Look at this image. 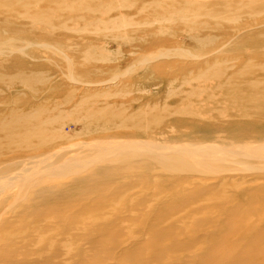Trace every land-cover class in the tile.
Wrapping results in <instances>:
<instances>
[{"label": "bare ground", "instance_id": "6f19581e", "mask_svg": "<svg viewBox=\"0 0 264 264\" xmlns=\"http://www.w3.org/2000/svg\"><path fill=\"white\" fill-rule=\"evenodd\" d=\"M93 1L69 3L64 0L65 10L72 12L75 6L95 11L100 9L101 6L96 9L93 8L95 5L91 6ZM6 2L12 4L11 7L22 6L26 10L31 7L28 0ZM140 2L117 0V8L129 10ZM150 4L153 1L149 0L145 6ZM114 5L113 2L106 5L104 11L112 10ZM256 6L249 3V7ZM256 9H259V15L264 14L261 3ZM10 10L14 11L13 8ZM187 10L179 8L154 22L166 24L177 21L189 26V32L184 34L194 43L196 51L179 47L184 42L171 41L167 37L151 41L146 46L136 45L128 51L125 71L120 65L105 69L85 65L81 72L80 69L75 70L68 54L56 44L61 39L58 37L44 39L55 41L52 44L40 39L23 40L21 36L1 40L0 57L42 48L60 56L69 83L76 81L79 73L89 80H83L80 88L69 89L64 102L57 99L62 95L51 94L47 97L49 104L40 103L34 100L38 97L35 92L23 103L27 110L4 109V113H9L13 119L12 126L2 124L4 117H0L3 126L0 125V137L8 139V143L13 142L12 146H0V264H67L56 261L72 250L65 243L69 239L86 240L88 245L98 250L108 244L106 237L110 238L109 245L115 250L112 247L106 249L97 264H264V119L255 117V114H264V53L260 54L262 57L253 55L240 64H233L232 59L220 55L225 48H238L243 43L264 48V19L256 23L257 29H249L252 26L249 25L232 30L192 21ZM28 17L34 30H42L43 27L52 33L56 29L53 23L55 15L39 13ZM80 19L87 24L101 25L102 34L120 30L119 23L129 24L123 15L110 19L91 16ZM11 20L17 22L15 18ZM76 27L65 28L73 32ZM3 32L6 30L0 35ZM179 32L168 33L177 39ZM214 32H221L224 40L219 42ZM144 36H149V33L140 38ZM111 38L118 44L127 38V34ZM80 40H74L73 45L82 47L78 44ZM85 44L88 49L92 46ZM156 45L175 46L160 53L137 55ZM94 49L91 48L86 59L109 61L106 49L102 48L101 52ZM175 55L191 61L177 63L167 60ZM235 64L238 69L230 73ZM166 68L179 71L178 79L182 81L171 91L180 98L176 103L181 104L194 95H206L198 107L177 108L178 116L153 136L147 133L146 124L150 121L157 124L153 116L158 112L148 113L142 110V106L135 110L139 101L150 103L147 97L110 103L109 91L102 90V87L105 84L121 85L122 77L128 72L159 74ZM194 69L201 72L189 77L188 72ZM261 71L263 74L257 76ZM98 75L100 79L93 80ZM245 77L250 78L244 80ZM240 79L243 91L240 89L237 94H228L227 89ZM172 80L171 76L165 77L164 83ZM24 82L28 87V82ZM46 84L47 78H43L41 85ZM183 86L191 89L185 97L179 94ZM130 87L137 88L139 92L147 90L146 85L138 81H131ZM215 90L220 93L216 95ZM221 100L230 103L231 107L221 112L222 117L229 120L201 122L200 108L220 107L217 105ZM244 104L251 108L237 110ZM164 108L162 113L169 114L172 110ZM48 109L53 110L52 113H48ZM127 123L137 125L138 130L121 131ZM71 125H74L76 136L83 140H76L75 135L69 134ZM137 177L142 179L141 194L134 196L137 202L127 210L134 213L133 217L123 218L117 208H109L107 212L111 214V220L105 223L99 219L100 210H83L92 195H98L101 201L135 189L136 185L132 184ZM125 179L132 183L121 182ZM113 183L118 184L112 188L110 185ZM161 194H164L163 198H158ZM174 197L178 200L175 201ZM38 205L63 206L65 210L51 209L43 215L30 210ZM193 205L195 208L182 210ZM67 213L85 218H64ZM88 217L98 219L86 222ZM168 220L171 222L167 223ZM128 221L134 222L135 226L125 234L124 224ZM21 227L25 229L27 241L39 246L34 262L16 256L21 248V237L12 233ZM46 227L54 228V237L41 235ZM223 250L227 252H221ZM85 257L86 251H80L78 258L85 260Z\"/></svg>", "mask_w": 264, "mask_h": 264}, {"label": "rangeland", "instance_id": "374dc122", "mask_svg": "<svg viewBox=\"0 0 264 264\" xmlns=\"http://www.w3.org/2000/svg\"><path fill=\"white\" fill-rule=\"evenodd\" d=\"M31 4L29 9H25L21 6L19 7H11L12 4L7 3L6 0H0V32H3L0 35V43L1 40L4 38H18L21 36L23 40L26 38L32 39H40L43 41L48 42V44H52L55 41H47L44 39H54V37L61 38L59 39V47L68 54L70 60H72L73 68L80 69V72L84 69V66H97L101 68H106L110 66L120 65L122 67V71H125L127 63L124 61L128 59V51L131 50L136 45H147L151 41H160L163 38H166L171 41H180L184 42L183 45H179L186 50L196 51L194 43L186 38L185 34L189 32V26L184 25L180 22H173V23H155L154 20L160 18L161 16H167L171 13H174L179 8L189 9L187 10V14L190 17V20L197 21V22H207L210 25H220L223 28H228L232 30L241 29L252 25L251 28H256V23L260 22V20L264 19V14H258V10L256 9L257 6L261 3L264 6V0H150L153 1V4L145 6V4L149 3V0H141L137 6L131 9H118L117 0H94L91 3V6L95 5L93 8L96 9L97 6L101 8H97L96 11L93 9L87 8H80L79 6H75L72 12H68L65 10L64 0H28ZM69 3H77L79 0H67ZM146 2V3H143ZM96 2L97 4H93ZM115 4L114 8L108 12L104 11V7L110 3ZM191 3V4H188ZM249 3L252 5H257L256 7H249ZM226 4V5H225ZM96 7V8H95ZM11 8L14 11L10 10ZM254 8V9H253ZM100 10V11H99ZM120 11V12H119ZM39 13H46L50 15H55L56 19L53 23H55V30L54 32H50L49 30L43 29L42 30H34L31 28L32 24L28 15H34ZM121 15L127 17V21L129 24L121 25L119 23V27H122L120 30H110L108 33H103L101 31V25H91L87 24V22L81 21V17H95L98 19H110V18H117ZM173 15V14H172ZM59 19H58V18ZM78 17V18H76ZM80 17V18H79ZM15 18L16 21H12L11 19ZM237 19L236 22H234ZM73 20V21H71ZM76 21L77 24L74 22ZM233 21V22H231ZM255 23V24H254ZM146 24V25H145ZM46 25V24H45ZM72 25L78 26L76 27V31H68V28H71ZM103 25V24H102ZM127 25V26H126ZM255 25V26H253ZM71 26V27H70ZM66 27V28H65ZM165 28V31L163 30ZM257 29V28H256ZM157 30V31H156ZM180 31L176 39V37H171L168 33L169 31ZM158 31H161L159 33ZM137 33L134 35V33ZM126 33L127 38L124 39L123 42H119L118 44L115 43L114 39L111 36ZM149 33V36H144L142 39V35H146ZM185 33V34H184ZM21 34V35H20ZM215 35L218 37V41L221 42L224 40L221 32H214ZM140 35V36H139ZM163 35V36H162ZM104 36V38L102 37ZM139 36V37H138ZM182 37V38H181ZM85 40L84 42L80 40L78 44L82 47H75L73 45L74 40ZM149 40V41H148ZM101 42V43H99ZM32 43V42H30ZM84 43L87 45H92L91 47L86 48ZM85 44V45H86ZM159 46V47H157ZM175 46V45H174ZM174 46L165 47L163 45H156L149 50L142 51L138 53V56L142 55H151L155 53L163 52L166 50H172ZM91 48H95L94 50L97 52H101L102 48L106 49L110 55L109 61H90L86 59L87 54L91 51ZM231 49L225 48L223 53L220 54L224 58L232 59V63L237 62L240 64L247 61L248 59L252 58L253 55L256 57L260 56L261 53H264L263 47H255L251 43L245 44L243 43L242 46L236 48V46L230 47ZM149 52V53H148ZM173 54V52L171 51ZM254 53V54H253ZM56 56V57H55ZM221 56V57H222ZM137 57V56H136ZM222 57V58H223ZM163 58H160L161 60ZM168 61H174L177 63H185L190 62V59L179 58L177 55L171 56L167 58ZM89 61V62H88ZM127 61V60H126ZM239 61V62H238ZM236 66V64H235ZM236 68V69H235ZM238 67H234V70L230 73L236 72ZM163 72V73H162ZM162 74H150V73H143L137 72L135 74L128 72L127 75L122 77V84L118 85L117 87L112 84H105L102 87V90L109 91L110 98L108 102H126L128 99L131 98H141L147 97L150 100V103L139 101L136 103L135 110L137 111L138 107L142 106V110L148 113H156L160 115L162 111H164V107H169L172 110L168 113H162L161 116L158 114H154V121L153 123L150 121V125H147V133L149 135L155 136L158 130H160L164 125H166L172 118L178 116L176 114L177 108H184L188 105L192 107H198L200 102L205 100L206 94H201L202 96L194 95L186 100H183L181 104L176 103L179 102V97H175V93L172 94V90L176 87H179L182 84V81L179 78V74L177 70L166 68L162 70ZM201 71L199 69H194V71L188 72L189 77H195ZM262 72V71H261ZM257 73V76H260L261 73ZM68 73L66 72L65 64L61 61L60 56L52 55L51 52H46L42 48H32L26 50L23 54H12L0 57V117H4L3 123L5 126L9 127L13 125V119H10L9 113H4V109L14 111L27 110L25 104L28 97L35 93L37 94L35 101H39L43 104L47 103L49 100L47 97L51 94H60L59 98H57L60 102H64L67 99V91L71 88H80L82 84H84L86 79L84 75L81 73L77 74L75 84L66 78ZM102 76V75H101ZM168 76L172 77V81L169 83H164V78ZM251 77V76H250ZM250 77H245L244 80L249 79ZM43 78H47L46 85H41V80ZM93 80L100 79L98 77H93ZM102 78H107V76H102ZM25 79V80H24ZM28 82V87H25V82ZM84 80V81H83ZM131 81H138L140 84L146 85L145 92H139L137 88L132 89L130 87ZM242 80H237L235 85L227 89L228 94H237L241 92L240 89L243 91V87L240 86L239 82ZM73 83V84H72ZM79 83V84H78ZM81 84V85H80ZM51 85V86H49ZM196 84H194L195 87ZM202 88V87H201ZM149 90V91H148ZM179 91L181 97L187 96L191 89L188 87H182ZM222 91V90H221ZM215 94H219L220 91L215 90L213 91ZM235 92V93H234ZM244 93V92H242ZM247 94V93H246ZM47 99V100H46ZM41 100V101H40ZM21 104L23 105L21 107ZM49 104V103H47ZM220 107L217 108H200L199 113L201 117L199 120L201 122H221L223 120H229L222 117L221 112H223L224 108L228 109L230 106L229 101L221 100L218 103ZM182 106V107H180ZM216 106V105H215ZM223 107V108H221ZM24 108V109H23ZM49 108V106H47ZM251 107L249 104H244L242 106H238L237 110H249ZM53 110L48 109V113H52ZM164 114V115H163ZM220 117V118H219ZM256 119H264V114H255ZM232 120V119H231ZM234 120V119H233ZM119 124V121H115ZM149 122V120H148ZM152 123V124H151ZM1 125V124H0ZM2 126V125H1ZM3 127V126H2ZM137 125H133L131 123L124 124L121 131L123 132H134L138 129ZM120 130V129H119ZM68 131V130H66ZM71 131V132H70ZM154 133V134H153ZM23 133H21L22 135ZM69 134L75 135L76 132L74 131V125L69 126ZM76 140H83L84 138L80 136H76ZM8 139H4L3 136L0 137V146L6 147L7 145L13 144L8 143ZM35 143V141H32ZM141 178L137 177L134 179L132 185H136L135 189L129 190L125 192L123 195H111L104 200H99L98 195H92L87 201V204L84 206L83 210L86 209H97L100 210V217L99 219L104 221L105 223L110 222L111 214L107 212V210L117 208L121 211L120 216L123 218H130L134 216V213H130L129 210L133 203H136L137 200L134 196L141 194ZM131 182L128 179L122 180L121 182ZM118 183H113L110 186L112 188L116 187ZM133 195V196H131ZM150 198L152 199L153 193L149 192ZM164 194L158 196V198H163ZM149 200L152 202V200ZM180 199V198H179ZM174 200L177 201L178 197H174ZM96 202V204H95ZM153 203V202H152ZM107 204V205H106ZM191 208H195L193 205L192 207L186 206L183 207V211H188ZM65 210L63 206H46V205H38L30 210L35 213H41V215L45 214L49 210ZM71 210H74L70 207ZM98 216V215H97ZM80 218L84 219V217L80 215H71L69 213L65 214L64 218ZM47 219V217H44ZM49 219V218H48ZM96 217H88L85 219L86 222H92L97 220ZM170 223L171 221H166ZM123 232L125 234L129 233L130 230L135 226V223L132 221L125 222ZM55 230L51 227H46L41 235H44L45 238H50L55 236ZM13 236H20L21 237V248L16 252V256L19 259H26L29 262H34L39 254V246L33 242L27 241V234L24 228H20L19 230H15L12 233ZM174 235V234H172ZM169 235V236H172ZM148 238L152 240V236L149 235ZM107 245H104L98 250L92 248L91 245H88L86 240H74L69 239L66 245H70L72 250L65 255L60 256L56 262L67 263V264H97L99 259L103 256V253L109 250L112 245L110 244V238L106 237ZM30 244V245H29ZM26 246V248H25ZM92 248L90 249L89 248ZM200 245H198L199 247ZM203 246H206L205 243ZM88 247V248H87ZM87 248V249H86ZM113 248V247H112ZM107 249V250H106ZM86 251L85 260H81L78 258V254L80 251ZM113 250H115L113 248ZM117 250V248H116ZM118 251V250H117ZM221 252H227V250H223ZM121 263V261H120ZM126 264V263H122Z\"/></svg>", "mask_w": 264, "mask_h": 264}]
</instances>
